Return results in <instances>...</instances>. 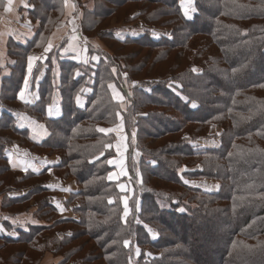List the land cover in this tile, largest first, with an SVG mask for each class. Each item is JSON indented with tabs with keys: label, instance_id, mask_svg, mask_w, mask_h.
Wrapping results in <instances>:
<instances>
[{
	"label": "trees",
	"instance_id": "obj_1",
	"mask_svg": "<svg viewBox=\"0 0 264 264\" xmlns=\"http://www.w3.org/2000/svg\"><path fill=\"white\" fill-rule=\"evenodd\" d=\"M88 1L30 0L25 21L37 23L32 39L7 44L10 71L0 85V107L45 125L50 136L39 152L57 155L55 175L73 179L79 191L70 197L78 202V218L59 220L38 177L0 167V179L13 175L0 195L11 182L31 186L9 201L8 215L25 213L40 223L14 240L0 229V264H35L45 237L52 238L45 251L61 257L58 264H264V0H193L191 19L182 0ZM66 4L83 49L73 63L60 57L63 45L44 54ZM114 17L122 25L140 21L169 33L115 40L103 24ZM33 52L47 58L29 74ZM25 78L37 92L32 105L17 100ZM111 83L124 104L114 100ZM55 93L61 116L48 119ZM119 118L126 192L108 180L117 137L98 131L116 127ZM13 119L0 122V149L31 143ZM211 126L220 130V144L202 148L199 141L214 137ZM186 180L214 182L217 191L205 193Z\"/></svg>",
	"mask_w": 264,
	"mask_h": 264
},
{
	"label": "crops",
	"instance_id": "obj_2",
	"mask_svg": "<svg viewBox=\"0 0 264 264\" xmlns=\"http://www.w3.org/2000/svg\"><path fill=\"white\" fill-rule=\"evenodd\" d=\"M29 1L30 0H11V5H9V0H0V85L10 71L7 68V64L9 61L6 59L8 42L13 38V40L17 44L24 46L28 41L32 39L34 35L33 29L34 26L37 25V23L33 24L32 26L27 23ZM69 15L70 8L66 4L64 17L62 21L55 26L50 36L49 44H53V51H58L59 46L63 45L64 47L59 51L60 57H62L63 60H67L73 63V61L77 62L75 60H78L76 58V54L83 52V49L77 39V32L73 28V22L70 23V20L67 21ZM25 18L27 22L25 21ZM58 32L61 36L59 38L60 42L58 44H54L52 43V40L58 37ZM70 45L71 50L68 52H64V49L69 48ZM31 56L41 57V55H37L34 52L31 54ZM36 61L38 62L41 60H35L33 62V65ZM18 94L17 100L21 104L25 105L34 104L37 98L36 89L30 86V81L29 89L25 90L24 100L19 99ZM55 96L56 98L58 97V105H52ZM78 97L79 103H76L79 107H83L85 100L81 96ZM53 99L51 104L46 108V116L48 119H58L61 116L59 95L55 93L53 95ZM49 108L52 109L51 117L48 113ZM7 116H11L12 119L14 118L13 120L16 123V126L18 122L21 124L22 128H19L18 126L17 128L26 131L27 141L31 143H22L23 141L21 140L20 142L13 144V146H7L3 149H0L1 155L4 158H0V167L6 172V174L12 172L13 174H18L22 177L29 174L38 177L42 181L43 187H45V189L49 192L48 196L51 199L53 207L57 210L58 219H77L78 217L73 213V209L78 206V202L75 201L71 204L70 197L76 194L79 191V188L77 187L73 179L61 180L55 175V169L60 163V159L57 155L47 156L39 152L40 145L45 142L50 136V133L45 125L41 122L34 121L25 112H18L16 115H11L6 110L0 107V122L4 121ZM207 142L211 143V141ZM199 144L205 145V147L202 146V148H218L216 146H207L204 140L199 141ZM114 151L117 155L115 146ZM5 179H13V175H9V177L7 178L0 179L1 192L8 185L6 184ZM23 184L24 183L22 182L20 186H23ZM30 188V185L25 188H19V186L11 182L9 183V190L3 193V195H0V229H6L5 234L10 239H17L18 232L26 231L28 225H40L39 222L33 221L28 214L23 213L14 217L8 215L7 213V211L9 210V201L11 199H17L26 195ZM0 232L3 231L0 230ZM51 241L52 238L50 239L48 237H45L44 241L39 245L43 255L41 259L35 262V264H58L62 260L61 257H55L52 256L49 252H46L47 250L45 249V246L50 245Z\"/></svg>",
	"mask_w": 264,
	"mask_h": 264
},
{
	"label": "rangeland",
	"instance_id": "obj_3",
	"mask_svg": "<svg viewBox=\"0 0 264 264\" xmlns=\"http://www.w3.org/2000/svg\"><path fill=\"white\" fill-rule=\"evenodd\" d=\"M184 2H185V5L187 6L186 0H184ZM96 3L97 2H95V4ZM88 6H93V0H89L88 1ZM129 9H131V11H134V10H136V7L135 6H131ZM181 9H182V7H181ZM182 12L184 14L183 9H182ZM192 14H193V12L191 13V16H193ZM117 16L118 17H121L123 15H117ZM115 21H116V18L114 17V18H110L106 22L103 21V24H105V26L108 29V31H113V34L111 33V36L115 40H119V41H122V40H124V39H126V38H128L130 36H138V35L142 34L145 31H148V32L150 31L154 35L153 37H155V39H159L160 37H164V36L168 35V33H169V30L167 28H162V29L152 28V27H149V26L144 25L140 21H138V23L128 24V25H122L121 22L120 23H116ZM60 37L61 36H60V34L58 32V37L57 38H54L52 40V43L58 44L60 42L59 41L60 40L59 39ZM49 42H50V40H48L47 46L49 45ZM105 45L106 46L108 45V42L107 41H103V45L102 46H105ZM44 53H45V51H44ZM45 54H47V53H45ZM96 62H97V60H96ZM123 77H126V75L124 74ZM110 85L112 87H110ZM113 87L116 89V91H118L114 84L111 83V84L108 85V89H109L111 95L113 96L114 100L117 101V102H120V103L124 104L123 103L124 100H117L116 99V97L114 95V92H113ZM52 105H58V97L57 98H56V96L54 97ZM119 122L120 123L116 127L112 128V129H116L121 124V118H119ZM17 126L19 128H22L21 127V124L19 122L17 123ZM110 133L114 134L117 137L116 144L118 142H120L119 141V136H118V134H117L116 131H113V132H110ZM209 133H210L211 136H214V137L211 138V139H208V140H204L206 142V145L207 146H210V147H214V146L218 147V145L220 144V140L218 139V135L220 134V130L218 128H216L215 126H211L210 129H209ZM123 136L125 137L124 131H123ZM125 140H126V138H125ZM125 140L123 141V143L126 146ZM207 141H211V143H208ZM198 145H200L201 147L202 146L205 147V145H202V144H199V143H198ZM115 150H116V145H115ZM138 156H139V154L138 153H135V156L134 157H135V160L136 161H138ZM113 159H118L117 155ZM136 165H138V163H136ZM124 166H125V169L127 171V167H126V163L125 162H124ZM112 167H113V170L112 171H118L117 168H115L114 166H112ZM127 177H128V174L126 176L125 175H121L118 179L113 180L115 182H118L117 189L119 190V192H121L120 189H119V187H118L119 183H124L126 185L127 190H129L128 184L125 182L126 179H127ZM185 183L187 185L191 186V187L201 189L205 193H214V192L217 191V185H216V183L211 182V181L203 180V181L196 182V181L186 180ZM129 192H131V190ZM185 205H187V203H185ZM148 231H150L151 233H153L152 236H153V238L156 239L155 232L154 231H151V229H148ZM73 264H74V261H73Z\"/></svg>",
	"mask_w": 264,
	"mask_h": 264
},
{
	"label": "snow or ice",
	"instance_id": "obj_4",
	"mask_svg": "<svg viewBox=\"0 0 264 264\" xmlns=\"http://www.w3.org/2000/svg\"><path fill=\"white\" fill-rule=\"evenodd\" d=\"M186 4L187 6L185 5V2L184 0H182V3H181V7L184 11V15L187 19H191L192 16H191V13L192 12H195V7H194V4H193V0H186ZM9 5H11V0H9ZM52 50V45L49 44V46L47 48H45V53H48L49 51ZM71 50V45L69 46V48H66L64 49V52H68ZM47 57H32V56H29L28 57V64H27V71L29 74H31L32 72V69H33V62L35 60H43V59H46ZM93 59H96L95 57ZM116 70L113 69V72H115ZM193 72L196 71V69H193L192 70ZM235 71V70H234ZM261 87H264V84H261L260 85ZM110 87H112L110 85ZM29 89V80L28 78H25L24 79V84H23V89L19 91V94H18V97L19 99L21 100H24L25 98V90ZM113 92H114V95L116 97L117 100H123V96L120 94V92L116 91V89L113 87ZM38 98V97H37ZM27 102V101H25ZM77 102L79 103V97L77 98ZM192 107H196L195 104H192ZM48 113H49V116L51 117L52 116V109L49 108L48 109ZM117 115H119V113H117ZM123 122H121V124L116 128V129H104V128H99L98 131L101 132V133H109V132H113V131H116L118 136H119V141L117 144H116V153H117V157L118 159H108L107 160V164L109 166H114L115 168L118 169V171H112V172H109L108 174V180L109 181H113V180H116L118 179L121 175H127V171L125 169V166H124V162H125V152H126V146L125 144L123 143V141L125 140V137L123 136ZM133 140H135V132H133ZM110 147V145H109ZM101 155H103V153H101ZM119 189L121 192H126L127 191V188H126V185L124 183H119L118 185ZM123 205H124V215L127 216L128 215V197L127 196H124L123 198ZM109 203H111V201H109ZM183 211V209H181ZM62 211V209H61ZM125 246H128V241L126 240L124 242Z\"/></svg>",
	"mask_w": 264,
	"mask_h": 264
}]
</instances>
